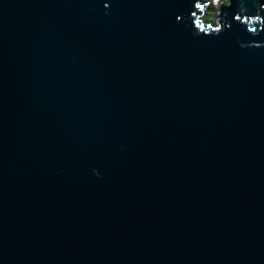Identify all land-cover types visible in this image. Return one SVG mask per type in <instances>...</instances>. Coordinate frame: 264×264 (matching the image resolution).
<instances>
[{
    "label": "water",
    "instance_id": "1",
    "mask_svg": "<svg viewBox=\"0 0 264 264\" xmlns=\"http://www.w3.org/2000/svg\"><path fill=\"white\" fill-rule=\"evenodd\" d=\"M195 2L0 0V264H264V34Z\"/></svg>",
    "mask_w": 264,
    "mask_h": 264
},
{
    "label": "clouds",
    "instance_id": "2",
    "mask_svg": "<svg viewBox=\"0 0 264 264\" xmlns=\"http://www.w3.org/2000/svg\"><path fill=\"white\" fill-rule=\"evenodd\" d=\"M232 6L233 0H204L203 3L196 0L189 18L193 21L194 34L207 37L220 36L225 29H231L232 24L227 19L228 13L223 9H230ZM105 8H110V4L106 3ZM177 20H181V17H177ZM234 20L253 37L264 34V3H257L255 13L249 14L244 0H240V7L234 15ZM241 47L261 48L264 47V43L250 42L242 44ZM94 173L98 178L100 177L99 171L94 170Z\"/></svg>",
    "mask_w": 264,
    "mask_h": 264
}]
</instances>
